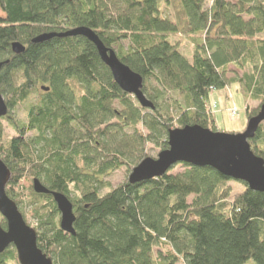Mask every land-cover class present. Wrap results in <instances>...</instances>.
<instances>
[{
    "label": "trees",
    "instance_id": "16d2710c",
    "mask_svg": "<svg viewBox=\"0 0 264 264\" xmlns=\"http://www.w3.org/2000/svg\"><path fill=\"white\" fill-rule=\"evenodd\" d=\"M172 1L184 14L181 22L162 16L161 4ZM0 10V63L8 62L0 92L9 107L1 120L17 133L5 138L0 124V159L11 173L6 194L18 207L28 194L42 202L31 214L35 227L19 210L53 264H264V193L245 183L230 200L231 179L187 164L141 184L128 179L112 188L104 181L152 158L150 145L167 150L172 130L198 125L218 132L213 92L238 83L246 99L261 103L247 108L249 120L259 113L264 0H0ZM77 28L118 49L120 61L143 78L154 110L119 88L85 38L33 43ZM185 30L192 60L181 52L182 41H171ZM14 43L25 53L14 54ZM232 65L249 72L228 79ZM27 103L24 121L11 117ZM249 144L264 160V124ZM178 166L183 171L172 174ZM25 179L68 197L77 218L74 236L60 229L53 197L26 190ZM0 222L5 229L1 215ZM157 247L164 254L155 257ZM18 262L14 247L0 254V264Z\"/></svg>",
    "mask_w": 264,
    "mask_h": 264
},
{
    "label": "water",
    "instance_id": "95a60500",
    "mask_svg": "<svg viewBox=\"0 0 264 264\" xmlns=\"http://www.w3.org/2000/svg\"><path fill=\"white\" fill-rule=\"evenodd\" d=\"M77 37L85 38L97 48L101 61L109 68L114 81L124 93L132 95L141 107L155 109L143 92V78L122 63L116 52L107 48L91 29L77 28L61 34H44L36 37L33 43L43 44L53 39ZM12 51L22 55L26 48L14 43ZM7 64L0 63V72ZM42 91L49 92V88L42 87ZM8 113L9 107L0 92V120ZM263 123L264 104L259 113L249 120L242 134L213 132L198 125L172 130L168 137L169 148L162 151L157 159L147 158L135 167L129 176V183L136 185L149 182L163 177L176 165L187 164L211 168L223 177L245 183L251 191L264 193V160L253 153L249 144ZM10 177V170L0 159V215L6 222L5 229L0 226V254L14 247L19 264H53L38 247L36 231L25 222L16 203L6 194ZM33 190L37 195L53 197L61 216L60 229L74 236L77 218L68 197L49 191L38 179L33 181Z\"/></svg>",
    "mask_w": 264,
    "mask_h": 264
},
{
    "label": "rangeland",
    "instance_id": "374dc122",
    "mask_svg": "<svg viewBox=\"0 0 264 264\" xmlns=\"http://www.w3.org/2000/svg\"><path fill=\"white\" fill-rule=\"evenodd\" d=\"M209 8V4L206 6ZM161 11L162 16L164 18H168L173 21L180 20L183 21L184 14L181 11V9L178 7L177 2L172 1V3L167 6L165 4H161ZM2 12L0 10V16H2ZM187 30H185V33L182 32L178 36L171 37V41L173 43H177L182 41V48L181 52L186 56L189 60H192L193 58V51L194 46L191 42V37L188 36ZM121 45L124 48H128L129 44L128 42H122ZM117 48L114 49V51L117 53ZM249 72V69H241L236 66H230L227 71V78L228 79H241L245 73ZM4 99L5 96L3 95ZM33 100V99H32ZM211 108L215 115V122H216V130L218 132L222 133H230V134H242L246 131L249 117L247 114V108L251 111H254L256 108L260 106V101H250L245 98V95L243 93V90L238 83H234L230 85L227 89L223 91H216L213 92L211 95ZM223 105V106H222ZM29 107V104L25 105H19L18 107L11 110V117L24 121L27 117V108ZM0 124L4 128V135L5 138H11L13 136H17V133L15 130H13L10 126H8L7 122L3 119L0 121ZM264 124V123H263ZM261 124V125H263ZM260 125V126H261ZM260 128V127H259ZM259 130V129H258ZM34 134H29L28 137H31ZM161 152L160 148L157 146H148L147 148V154L152 157L153 159H157L159 153ZM132 168L129 166H123L116 172L111 173L109 176L104 178V181L107 183H110L112 188H117L124 184L126 180L129 179V176L131 174ZM183 171L182 166L176 167L172 174H177ZM21 186L25 188L26 190H30V188L33 187V180L32 179H25L21 182ZM227 187L231 191L230 200H233L236 196L241 194L245 190V185L241 182L233 181L231 180ZM109 190H104L102 193L105 194ZM28 198L24 200V202L18 207L20 210L23 209L26 216H28L29 221L28 224L30 226L35 227L36 226V220L31 215L35 209L38 208L42 204V202L31 195H27ZM192 198H190L189 201H191ZM59 226H60V219L61 216L59 214ZM31 218V219H30ZM2 223V222H0ZM155 257L159 256V253L164 254L160 251V248H155ZM12 264H19L18 263H12ZM179 264H185L183 262ZM246 264H256L253 260H250Z\"/></svg>",
    "mask_w": 264,
    "mask_h": 264
},
{
    "label": "crops",
    "instance_id": "0c3cea01",
    "mask_svg": "<svg viewBox=\"0 0 264 264\" xmlns=\"http://www.w3.org/2000/svg\"><path fill=\"white\" fill-rule=\"evenodd\" d=\"M223 106V105H222Z\"/></svg>",
    "mask_w": 264,
    "mask_h": 264
}]
</instances>
